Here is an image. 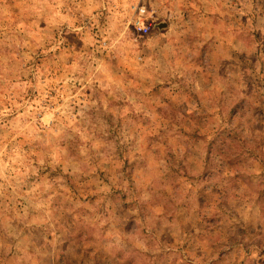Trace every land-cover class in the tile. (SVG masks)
Instances as JSON below:
<instances>
[{"label": "rangeland", "instance_id": "374dc122", "mask_svg": "<svg viewBox=\"0 0 264 264\" xmlns=\"http://www.w3.org/2000/svg\"><path fill=\"white\" fill-rule=\"evenodd\" d=\"M189 1L0 0V264H264V0Z\"/></svg>", "mask_w": 264, "mask_h": 264}, {"label": "built area", "instance_id": "2783aa9c", "mask_svg": "<svg viewBox=\"0 0 264 264\" xmlns=\"http://www.w3.org/2000/svg\"><path fill=\"white\" fill-rule=\"evenodd\" d=\"M147 13V9L144 5L137 8L136 14L132 19V28L138 33L145 34L148 32V24L144 20V16Z\"/></svg>", "mask_w": 264, "mask_h": 264}, {"label": "crops", "instance_id": "0c3cea01", "mask_svg": "<svg viewBox=\"0 0 264 264\" xmlns=\"http://www.w3.org/2000/svg\"><path fill=\"white\" fill-rule=\"evenodd\" d=\"M187 3H189L190 1L189 0H185ZM206 2H212L214 3V1H217V0H205ZM213 5V4H212ZM162 24V23H160ZM165 26L167 25V23H163Z\"/></svg>", "mask_w": 264, "mask_h": 264}]
</instances>
